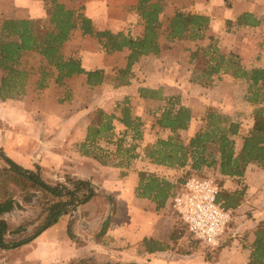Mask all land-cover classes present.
I'll use <instances>...</instances> for the list:
<instances>
[{
  "label": "trees",
  "instance_id": "1",
  "mask_svg": "<svg viewBox=\"0 0 264 264\" xmlns=\"http://www.w3.org/2000/svg\"><path fill=\"white\" fill-rule=\"evenodd\" d=\"M138 15L144 25L142 37L134 38L123 32L114 33L110 30H97L92 19L76 10L69 9L65 4L52 0L48 11L49 25H40L34 19H16L5 17L0 24V69L5 72L0 87V98L10 97L13 93L19 95L29 74L40 75L41 89L50 83L64 84V81L74 76L85 75L90 88L103 85L107 76L104 69L87 71L80 58L66 57L65 44L71 39L73 32L80 29L83 36L97 40L102 50L107 54L128 50L127 67L120 70L118 77L120 86L132 83V67L143 56H159L165 45L161 44V35L165 34L168 43L181 40H203L204 33L211 26V18L197 13L176 12L163 30L160 16L164 6L160 1L138 0L136 7ZM261 23L252 13H243L237 17V26L257 27ZM214 41V40H213ZM212 41V42H213ZM37 55L44 60L43 68L27 72L22 68L23 57ZM193 67L192 82L201 85H211L214 79L222 75H230L234 79L244 80L249 84L247 99L255 105L254 124L243 138V146L236 151L235 137L239 134L240 124L216 110L209 109L201 120L203 125L185 142L180 134L188 131L195 117L189 107L180 105L176 109L174 98L164 99L161 90L140 88V97L144 100H168V106L156 119L154 127L159 132L169 133L166 138H159L157 142L146 148V158L151 164L162 166L170 170H185L190 176L184 180L179 178L171 182L153 173L140 172L136 195L141 199H148L156 204L157 210L164 209L170 197L180 186L193 177L207 178L197 173L205 169H214L221 178V184L215 181L219 188L218 201L229 211H236L244 201L247 187L242 184L247 168L256 164L264 170V68L247 69L240 57L234 53H224L214 43L192 51L190 57ZM178 105V104H177ZM120 116L106 114L99 111L88 129L87 140L82 144L84 154L91 156L100 163L107 165L104 150L99 148L100 139L111 140L114 135V121L123 124L127 130L142 136L140 119L131 115L129 103L118 104ZM92 147L93 150L88 149ZM0 158L7 163V167L0 171V251L10 253L32 243L47 229L55 226L63 216L73 214L78 207L97 199L99 193L89 180L77 179L69 175L65 181L46 180L42 169H26L4 156L0 150ZM209 179V178H208ZM235 179L242 187L235 192L224 190V182ZM16 189L24 193L23 201L27 205L33 204L38 198L43 213L47 214L42 224L35 227L33 222H25L13 228L7 221L16 207ZM116 204L114 198H107ZM112 221V215L104 222L100 234H105ZM181 221V220H180ZM32 231H29L31 227ZM68 236L75 239L73 222L67 229ZM255 239L247 264H264V222L259 223L254 233ZM179 239L178 232L170 235V242H160L155 239H144L148 253L164 252L172 249ZM74 264H120L93 263L90 259H81ZM125 264H138L130 262Z\"/></svg>",
  "mask_w": 264,
  "mask_h": 264
},
{
  "label": "rangeland",
  "instance_id": "2",
  "mask_svg": "<svg viewBox=\"0 0 264 264\" xmlns=\"http://www.w3.org/2000/svg\"><path fill=\"white\" fill-rule=\"evenodd\" d=\"M154 1H160L163 4V13L166 10L169 12L168 15L162 17L163 30L166 28L168 20L178 11L209 16L211 18V26L204 33V39L196 41L178 40L168 43L163 32L160 40L161 44L165 45V50L159 56L149 55V58L145 59L142 64H135L132 67V74L130 75L132 83L129 86H120L118 81L120 70L127 67V58L130 52L127 56L122 53L116 55L108 54L110 56L102 55L101 51L103 50L96 39L88 38L85 41V38L81 39L77 37L75 41H72L71 44H68L64 48V54L66 57H73V53L82 51L101 54L102 57L100 56L91 65H105L106 70L104 69V71L109 73L106 84L96 88H89L84 79H76L71 83L73 87H71V84H68L64 90L61 89L58 92L52 89L51 95H49L52 99L47 103L43 102V104L49 110L53 108V102L56 103V100H59L61 104H69L71 106L70 108L67 106L63 110V114H77V118L78 116H82L81 118L84 122L85 119L92 122L99 111H103L104 109V112L110 115L114 108L115 110L118 109V104L123 105L127 101L132 117L140 119L143 123L141 127L142 136L139 139L134 132L128 130V134L121 138V143L116 141L115 143H118L116 147L113 145L109 146L108 150L113 148L116 152L111 151V157L105 155L104 160L107 162V165L118 168L120 170V177H125L131 171L138 172L145 170L144 172L153 173L166 179H174L176 182L179 178L186 180L190 176L186 175L185 170H170L162 166H158L159 168L149 166L151 162L148 158L143 157V152L146 153V148L154 145L159 138H166L169 135V133L159 132L158 128L154 127L156 119L168 106V100H144L140 97L139 89L161 90L164 99H175L176 109L180 105L189 107L198 122L205 117L209 109L228 116L234 122L240 124L239 134L235 138L239 145H243V138L254 124L253 116L256 108L247 99L249 84L244 80L234 79L230 75H222L220 78L216 77L211 85L194 83L192 82L194 66L191 64L190 57L192 51L214 43L224 53L237 54L245 68L249 70L264 68V29L263 32L258 30H239L240 27L236 24L237 17H235L233 12L236 0ZM25 3L22 0H13L7 6L1 3L0 18L9 17V15L3 16L2 13L13 7L14 13H18L20 16H32L36 18L34 20L40 22V25H49V18H45V20L41 19V0L30 3L33 6ZM43 5L48 15L52 0H43ZM136 7L133 11L138 14ZM112 32L118 33L117 31ZM122 32L132 36L130 32ZM29 57L23 60L22 68L24 70L30 72L31 70H40V68L44 67L42 57L41 60L37 55L30 54ZM17 97L19 96L13 93L9 98L17 99ZM75 109H78L77 113L74 112ZM118 111L120 112V109ZM2 121L0 119L1 123H3ZM201 125H203V122L200 123ZM122 130L118 129L117 131L121 132ZM181 136L185 138L186 133L183 132ZM8 148L9 150H6V146V149L0 148V150L3 151L6 158L13 161L7 156V154H13L11 146ZM95 153L98 152L95 151ZM140 156L143 158L140 159ZM7 166V163L0 158V171ZM125 172L126 175H123ZM56 174L57 176H54L53 173L50 175L43 174V177L46 180L65 181L67 175L62 174L60 170H56ZM197 175L216 180L218 184H221V178L217 176L214 169H205L197 173ZM243 185L244 183L242 182L241 186L243 187ZM95 188L99 193L98 201L96 199V201L90 204L78 207L73 214L68 215L65 219L68 221L71 219L70 221L73 222L75 239L73 240L67 235L69 237V244L72 247L84 248L81 254L72 253V255L68 256V254H64L61 251L62 246H64L63 242L55 243V239H59L63 231L68 234L66 230H63L65 220H61L60 225L57 227L53 226L54 229L52 227L48 234L43 235L45 236L43 239L39 237L32 243L10 253L0 251V264H74L81 259H90L93 263L120 262V264H125V262H129L130 260L133 262L134 260L138 264H155L154 259L139 252L137 248L134 252L130 251L131 253L127 252L126 254H113L110 250L122 251V248L109 244L104 248V252H99L97 250L98 247L95 248L96 245H93L95 249L92 251L85 248L84 245L86 244L82 238L84 236H92L94 232H99L107 218L112 215L113 219L117 214L116 205L107 199L109 193L98 187ZM16 194L17 204L13 214L7 217L8 223L13 228L28 221L33 222L35 227L42 224L47 214L43 213L41 205L37 202L38 198L33 201V204L27 205L23 201L25 194L17 189ZM262 201H260L259 206H254L252 203H245L244 198V204L243 202L241 204L243 207L233 212L232 222L226 234L222 237L223 244L218 247H208L196 241L185 228L182 221H180L170 204L167 203L165 208L158 210L156 214L157 228L159 230L162 228L163 231L169 229L171 233L176 231L178 232L179 239L172 246L171 250L173 254L167 257L166 260L170 264L248 263L249 250L254 242V233L258 227L257 223L255 224L252 221L254 219V221L260 220L259 223L264 222V199ZM33 229L34 227L32 226L29 231ZM100 232L99 236L101 235ZM75 233L80 235L76 236ZM51 236L53 245L55 246L49 243L47 245L41 244ZM73 254L77 256L73 257Z\"/></svg>",
  "mask_w": 264,
  "mask_h": 264
},
{
  "label": "crops",
  "instance_id": "3",
  "mask_svg": "<svg viewBox=\"0 0 264 264\" xmlns=\"http://www.w3.org/2000/svg\"><path fill=\"white\" fill-rule=\"evenodd\" d=\"M22 1H25V4L29 6H33L30 5V3H33L36 0ZM57 1L61 4H65L67 7L70 4L68 7L69 9L77 10V12L92 19L97 30L130 32L134 38L142 37L144 34V25L142 24L143 21L141 20V17L138 16L135 11H133L138 4V0ZM9 2L12 3L13 0H0V5L1 3H4L5 6H7ZM235 2L236 3L233 6L235 17H238L243 13H252L261 20L260 25L257 27L239 26V30H258L263 32L264 0H236ZM11 8L12 9L5 10V13H2L3 16L9 15V18L16 19H36L29 15L20 16L18 13H14L15 11L13 10V7ZM168 14L169 12L166 10L161 16L160 20H162L164 15ZM2 18L3 17L0 18V24ZM45 18L48 19L49 17L45 11L43 0H41V19L45 20ZM77 37H80L81 39L85 38V41L88 38H91L89 36H83L81 30L77 29L73 32L71 39L65 44V47L68 44H71L72 41H75ZM101 52L103 53L102 55H108L104 51ZM119 53L127 56L129 51L124 50L122 52H116L113 54L116 55ZM102 55L99 53H93L91 51L73 53V57L81 59L82 65L87 71L105 69L104 64H102V66L99 64L91 65L93 62L97 61L100 56L102 57ZM25 58H30L28 53L23 57V59ZM147 58H149V56H143L136 64H142V62ZM121 67H123V65H121ZM105 74L108 77L109 73H107V71H105ZM4 76L5 72L0 69V87ZM80 78L84 79L87 85V77L85 75H79L65 80L64 84L61 85L57 84L55 79H53V82L50 83L46 88L41 89L40 75L36 76L29 74L27 81L24 82L23 88H21L19 95H17L19 96L17 99L9 97L6 99L0 98V119H2V122L4 123L3 124L0 122V148L6 149L7 146L6 150H9L8 147L11 146L13 154L11 155L6 153L7 156L11 158L16 164L26 169L33 170L39 166L42 169L43 174L50 175L53 173L54 176H57L56 170H60L62 174L69 175L77 179L89 180L94 184L95 187L105 190L109 193V195L113 196L116 202L115 205L117 207L116 216L112 219L109 229L105 234H101L99 236V232L101 231L100 229L99 232H94L92 236H84V238H82L85 241L86 245L84 246L86 249L92 251L98 247L97 250L99 252H104V248H106L107 244H109L118 248H122V251L110 250L113 252V254H126L130 251L134 252L137 248L139 252L154 259L155 264H170L166 258L173 254L172 250L148 253L143 243L144 239L146 238H152L160 242L169 243L171 235L169 229L163 231L162 228L160 230L157 228L158 225L156 221V214L158 210L156 208V204L148 199L138 198L136 195L139 173L144 172L145 170L138 172L131 171L127 175L125 172L123 175L126 176L120 177V170L118 168L104 165L95 158L85 155L81 146L87 140L88 129L91 125V121L85 119L84 122V120L81 118L82 116H78L77 118V114H63V110L67 106L69 108L71 106L69 104L63 105L59 100H56V103L53 102V108L49 110H47L45 108L46 105L43 104V102L47 103L52 99L49 97V95H51L52 89H55L57 92L58 90L61 91V89L64 90L68 84L73 82V80ZM104 84H106V82L103 83V85ZM71 87H73L72 84ZM77 111L78 109L74 110L75 113H77ZM103 111L105 110L103 109ZM112 114H117V116H120V112L118 109L115 110V108ZM200 123H202V121L198 122L195 118L188 131L180 132L181 134L183 132L186 133V137L183 138L185 142H187L188 139L192 137V135H194V133L199 129ZM114 126V135L112 136L111 140L107 141L105 139H100L98 141L99 148L104 150V153L107 157H111V151H114L113 148L108 150L109 146L113 145L116 147L118 143L122 142L121 138L128 134L127 128L117 120L114 121ZM118 129L123 130L118 132ZM235 140L236 151L238 152L241 150L243 145H239L236 138ZM116 141H118V143H115ZM88 149L94 151L92 147H88ZM143 157L146 158L144 152ZM143 157L140 156V159ZM149 166L158 167L151 163H149ZM169 180L171 182H175L174 179ZM242 182L244 183V186L247 187L245 203L249 202L254 206H259L260 201L263 202L262 199H264V170L259 168L256 164L249 165ZM223 185V189L229 192H235L241 187L235 179H228ZM94 201H96V199L91 202ZM241 207H243V205H241L239 209ZM67 216L68 215L63 216L60 221L65 220ZM70 220L64 221L63 230L67 231L68 225L71 222ZM60 221L55 225V227L60 225ZM259 221L260 220L254 221L253 219L252 222L255 224L257 223L258 225ZM51 228L47 229V231L42 233L39 237L43 239V237H45L43 235L48 234ZM52 229H54V227ZM67 235L68 234L63 231L61 237L59 239H55V243L57 244L59 242H63L64 246H62L61 251H63L64 254H68V256L72 255V253L81 254L84 251V248L72 247L71 244H69V237H67ZM79 235L80 234L78 233L76 234V236ZM47 243L55 246L53 245L52 236L47 240H44L41 244L47 245ZM93 245H96V247ZM250 253L251 249L249 250V256ZM75 256L77 255L75 254L73 257ZM130 262H132V260L125 263ZM245 264H247V262Z\"/></svg>",
  "mask_w": 264,
  "mask_h": 264
},
{
  "label": "built area",
  "instance_id": "4",
  "mask_svg": "<svg viewBox=\"0 0 264 264\" xmlns=\"http://www.w3.org/2000/svg\"><path fill=\"white\" fill-rule=\"evenodd\" d=\"M218 194L214 180L193 177L168 202L194 239L208 247L223 244L232 222V212L218 201Z\"/></svg>",
  "mask_w": 264,
  "mask_h": 264
}]
</instances>
